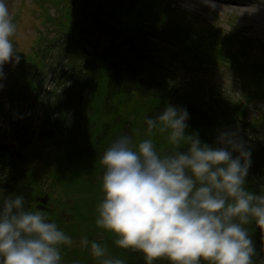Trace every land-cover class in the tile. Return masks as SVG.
I'll list each match as a JSON object with an SVG mask.
<instances>
[{
	"label": "trees",
	"instance_id": "trees-1",
	"mask_svg": "<svg viewBox=\"0 0 264 264\" xmlns=\"http://www.w3.org/2000/svg\"><path fill=\"white\" fill-rule=\"evenodd\" d=\"M38 1L55 35L40 34L28 61L18 52L20 62L5 76L9 105L16 108L7 114L8 130L0 131V202L22 194L27 210L42 211L71 237L61 246L68 257L61 264H100L81 246L85 237L104 245L109 258L144 264L140 253L118 247V237L95 223L104 198L100 160L124 134L136 143L151 138L161 155L170 154L166 134L148 137L144 123L168 105L186 108V133H198L210 146H217L220 132L238 131L251 150L246 190L264 194L263 121L252 113L264 103L260 37L232 20L225 31L170 0ZM221 67L237 78L235 91L210 82L206 72ZM182 70L190 73L186 82L178 80ZM40 100L45 104L34 123ZM45 181L60 191L52 207L38 208L37 197L50 198ZM244 227L255 246L254 264H264V229L254 221Z\"/></svg>",
	"mask_w": 264,
	"mask_h": 264
},
{
	"label": "clouds",
	"instance_id": "clouds-1",
	"mask_svg": "<svg viewBox=\"0 0 264 264\" xmlns=\"http://www.w3.org/2000/svg\"><path fill=\"white\" fill-rule=\"evenodd\" d=\"M15 31L7 0H0V80L4 65L21 59L10 39ZM189 118L175 105L144 118L148 137L166 134L170 154L161 155L151 138L136 143L127 134L104 151L95 223L118 237V247L140 253L144 264L162 257L170 264H254L244 226L254 221L264 229V194L245 187L251 150L238 131L220 132L217 146L202 142L198 133H186ZM71 243L42 211L26 209L24 195L0 202V264H61V246ZM81 246L100 264H127L86 237Z\"/></svg>",
	"mask_w": 264,
	"mask_h": 264
},
{
	"label": "rangeland",
	"instance_id": "rangeland-1",
	"mask_svg": "<svg viewBox=\"0 0 264 264\" xmlns=\"http://www.w3.org/2000/svg\"><path fill=\"white\" fill-rule=\"evenodd\" d=\"M175 2L180 7L186 9L189 12L197 13L207 19L213 24L217 23L223 30L229 31L232 23L229 20L234 21L238 26L247 29V32L251 35L258 36L264 41V0H170ZM9 10L13 15V22L16 25V31L10 39L14 44V49L20 52L22 57L26 60L32 59L36 54L38 46L41 44L39 41V35L45 34L46 36L55 35V27L46 19L43 12L40 10V2L38 0H7ZM49 4L46 3L47 11L49 12ZM53 11V9H51ZM18 54V53H17ZM16 68V67H15ZM14 65L8 63L4 65L5 74L11 70H14ZM183 71V70H182ZM178 75L180 82H186L190 78V73L183 71ZM208 76H211L210 82H215L222 86L224 90L235 91L234 86H237V78L235 75L224 67L216 68L215 70L207 71ZM5 78L0 80V84L3 85L0 88V131L8 130L7 114L13 112L16 105H9L8 91H6ZM20 82V80L18 81ZM50 79L48 78L47 84L44 89L50 87ZM41 105H35L34 119L36 123V117L41 113L43 104L45 102L40 100ZM260 110H254L252 113L256 116H260L262 119L264 132V103L259 105ZM251 114V112H250ZM264 135V134H263ZM50 153V152H49ZM39 164H41L39 162ZM42 165V164H41ZM43 189L50 194L48 196L47 203L44 205H37V207L45 208V206L52 207L54 199L58 195L59 186L51 185L50 181H45ZM62 206L67 207L65 202L61 201ZM67 217L68 214L64 213ZM62 256V261L67 260L68 257Z\"/></svg>",
	"mask_w": 264,
	"mask_h": 264
},
{
	"label": "water",
	"instance_id": "water-1",
	"mask_svg": "<svg viewBox=\"0 0 264 264\" xmlns=\"http://www.w3.org/2000/svg\"><path fill=\"white\" fill-rule=\"evenodd\" d=\"M46 200H47V197H46V196H44V197L40 198V201H41V202H43V203H45V202H46Z\"/></svg>",
	"mask_w": 264,
	"mask_h": 264
}]
</instances>
